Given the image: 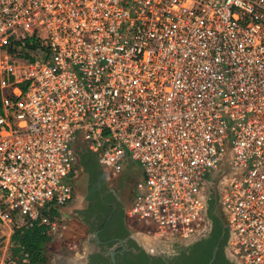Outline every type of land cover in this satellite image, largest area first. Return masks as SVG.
Instances as JSON below:
<instances>
[{"label":"built area","instance_id":"2783aa9c","mask_svg":"<svg viewBox=\"0 0 264 264\" xmlns=\"http://www.w3.org/2000/svg\"><path fill=\"white\" fill-rule=\"evenodd\" d=\"M76 136L138 168L124 218L152 241L202 232L228 150L225 249L264 264V0H0V264L15 231H67Z\"/></svg>","mask_w":264,"mask_h":264},{"label":"flooded vegetation","instance_id":"af4514ba","mask_svg":"<svg viewBox=\"0 0 264 264\" xmlns=\"http://www.w3.org/2000/svg\"><path fill=\"white\" fill-rule=\"evenodd\" d=\"M95 165L94 162V168L88 173L83 206L70 215L83 228V238L75 246L80 255L69 257L65 254L57 257L54 263L69 264L68 260L77 261L82 258L84 264H190L191 259L184 252L185 248L200 239L208 238L216 227L221 230V224L213 215V209L215 205H220L223 185L203 189L201 192L204 214V229L201 233L186 240L172 237L152 241L143 235L145 231L127 224L124 218V210L132 197L134 181L126 185L118 176L114 178L119 182L118 188L106 185L107 178L111 177L103 174ZM215 171L209 172L205 180ZM227 172H230L229 163ZM225 232L227 234L226 229ZM223 252L226 257L225 247Z\"/></svg>","mask_w":264,"mask_h":264},{"label":"trees","instance_id":"16d2710c","mask_svg":"<svg viewBox=\"0 0 264 264\" xmlns=\"http://www.w3.org/2000/svg\"><path fill=\"white\" fill-rule=\"evenodd\" d=\"M220 234V228L216 227L208 238L200 239L185 248L184 252L191 259L190 264H207L213 247L217 245ZM51 240L52 237L48 235L46 228L36 223L29 228L13 232L11 236V254L13 258L7 260L6 264H22L23 258H26L30 264H46L45 247ZM226 241L227 234L224 232L212 264H233L224 256L223 249Z\"/></svg>","mask_w":264,"mask_h":264},{"label":"rangeland","instance_id":"374dc122","mask_svg":"<svg viewBox=\"0 0 264 264\" xmlns=\"http://www.w3.org/2000/svg\"><path fill=\"white\" fill-rule=\"evenodd\" d=\"M94 159H95V157L92 158V160L89 162V164L87 166L84 167L85 171H84V168L82 167L80 176L78 173V176L75 177V183H74L73 187H71L72 198L68 203H66L63 206V210H64L65 214L61 215V214H59L60 212L56 213L57 215H59L61 220H67L68 229L60 238H56V239L52 238V240L45 247V255L47 257L46 264L54 263V260L57 257L60 258L61 256H64L65 254H68L69 257L74 256V255H77V256L80 255L78 253L79 249L76 250L75 246L77 245L78 242H81L80 240L83 238V233H82L83 228L77 222V220H75V218H72L70 215H72L71 213H74L76 210H79V208H82V206H83V198H84V194H85V191H84L85 185H86L87 177L89 175L88 174L89 171L94 168V162H95ZM228 161H229L228 159L226 161H222V159H221V162H220L219 166L217 167L215 173H213V175H210L205 180L206 183L204 184L203 189L207 190V189H210L211 187H216V186L218 187L219 185L222 186L225 183L224 177L227 174ZM96 165H97V162H96ZM98 169L100 170L99 166H98ZM135 170H136V168H135ZM129 180H131V181H129ZM121 181H123V184L126 183V185H127L134 180L121 178ZM117 184H119L117 179L107 178L106 185H113L114 187L118 188L119 186ZM119 189H121V187ZM119 189H118V193L120 192L119 195H121V191ZM10 247H9V250H12V246H10ZM68 261L71 262V264H73V263H75L76 260L71 259ZM54 264H57V263H54Z\"/></svg>","mask_w":264,"mask_h":264},{"label":"crops","instance_id":"0c3cea01","mask_svg":"<svg viewBox=\"0 0 264 264\" xmlns=\"http://www.w3.org/2000/svg\"><path fill=\"white\" fill-rule=\"evenodd\" d=\"M71 150L73 151L74 155H75V162H76V166L79 170V176L81 173V169L82 167L84 168L85 166H87L89 164V162L92 160V158H94V155H91L90 153H88L85 150L84 144L81 140V138L79 136H76L75 139L73 140L72 144H71ZM229 158V157H228ZM96 159V157H95ZM94 159V160H95ZM96 163V160H95ZM133 164H129L127 167L123 168L121 174H120V178H126V179H137L139 177V171L138 168L133 165ZM136 168V170H135ZM85 171V168H84ZM67 183L73 187L74 183H75V178L71 177V178H67ZM59 212L64 215V210L63 207L59 210Z\"/></svg>","mask_w":264,"mask_h":264},{"label":"water","instance_id":"95a60500","mask_svg":"<svg viewBox=\"0 0 264 264\" xmlns=\"http://www.w3.org/2000/svg\"><path fill=\"white\" fill-rule=\"evenodd\" d=\"M228 157H229V152H228V150H227V151L224 153L222 159H223V158L228 159ZM205 183H206V182H205V180H204V184H205ZM203 215H204V214H203ZM213 215L217 218V220H218V221L220 222V224H221V231H222V233H221V237L219 238V241H220V239L222 238V235H223V233L225 232V229H226V221H225L224 214H223V212H222V210H221V208H220V205H215V206H214V209H213ZM218 243H219V242H218ZM217 245H218V244H217ZM217 245L213 247V249H212V251H211L210 258H209L207 264H212V262H213V260H214V257H215V253H216V251H217ZM225 255H226V258H227L230 262H232L233 264H237V262H236L231 256H229V254H228V252H227L226 249H225ZM75 262H76L77 264H84V262L82 261V258L79 259V260H77V261H75ZM68 263L71 264V262H68Z\"/></svg>","mask_w":264,"mask_h":264},{"label":"bare ground","instance_id":"6f19581e","mask_svg":"<svg viewBox=\"0 0 264 264\" xmlns=\"http://www.w3.org/2000/svg\"><path fill=\"white\" fill-rule=\"evenodd\" d=\"M227 159L226 158H223L222 161H226ZM224 175V174H223Z\"/></svg>","mask_w":264,"mask_h":264}]
</instances>
